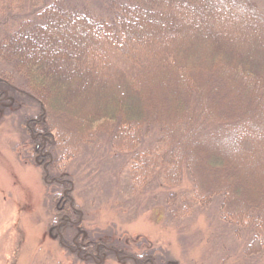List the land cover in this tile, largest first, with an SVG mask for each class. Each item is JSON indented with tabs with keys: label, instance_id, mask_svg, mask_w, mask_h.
<instances>
[{
	"label": "trees",
	"instance_id": "16d2710c",
	"mask_svg": "<svg viewBox=\"0 0 264 264\" xmlns=\"http://www.w3.org/2000/svg\"><path fill=\"white\" fill-rule=\"evenodd\" d=\"M0 61V102L14 101L13 89L40 104L23 122L43 153L73 156L107 124L128 141L132 192L152 193L158 173L175 210L188 178L192 200L220 197L223 219L253 229L245 252L264 253V12L256 0H0ZM52 181L53 199L63 200L60 230L82 211L72 181ZM100 243L87 236L71 245L96 246V258ZM131 255L134 264H170Z\"/></svg>",
	"mask_w": 264,
	"mask_h": 264
},
{
	"label": "rangeland",
	"instance_id": "374dc122",
	"mask_svg": "<svg viewBox=\"0 0 264 264\" xmlns=\"http://www.w3.org/2000/svg\"><path fill=\"white\" fill-rule=\"evenodd\" d=\"M256 1L264 12V0ZM13 91L14 101L0 102V264H134L131 254L142 251L170 264H264V253L245 252L252 227L223 219L220 197L192 200L188 178L175 210L166 208L158 173L148 186L152 193L132 192L128 141L113 127L100 125L95 141L73 156L60 158L54 151L51 158L37 149L23 119L40 112V104L30 94ZM64 119L78 126L77 117L67 113ZM64 176L72 181L82 214L77 223L59 230L54 214L63 200L53 199L52 179ZM156 191L159 196H153ZM87 236L103 244L96 258L91 255L96 246L81 252L71 245L74 238Z\"/></svg>",
	"mask_w": 264,
	"mask_h": 264
},
{
	"label": "flooded vegetation",
	"instance_id": "af4514ba",
	"mask_svg": "<svg viewBox=\"0 0 264 264\" xmlns=\"http://www.w3.org/2000/svg\"><path fill=\"white\" fill-rule=\"evenodd\" d=\"M36 145V147L39 149L41 146H40V143H37V144H35ZM63 225H64V223H63ZM66 225V224H65ZM60 234L62 235V233L60 232Z\"/></svg>",
	"mask_w": 264,
	"mask_h": 264
}]
</instances>
